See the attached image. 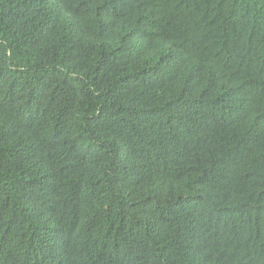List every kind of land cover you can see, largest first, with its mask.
Listing matches in <instances>:
<instances>
[{"label":"trees","instance_id":"1","mask_svg":"<svg viewBox=\"0 0 264 264\" xmlns=\"http://www.w3.org/2000/svg\"><path fill=\"white\" fill-rule=\"evenodd\" d=\"M0 264H264V0H0Z\"/></svg>","mask_w":264,"mask_h":264}]
</instances>
